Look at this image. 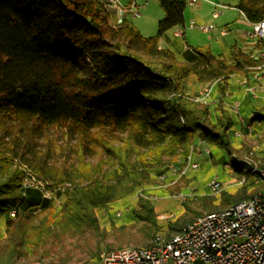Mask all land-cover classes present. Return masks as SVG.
Here are the masks:
<instances>
[{"label": "trees", "instance_id": "16d2710c", "mask_svg": "<svg viewBox=\"0 0 264 264\" xmlns=\"http://www.w3.org/2000/svg\"><path fill=\"white\" fill-rule=\"evenodd\" d=\"M157 1L163 15L156 32L143 35L128 16L111 20L100 0H0V264L39 250L57 227H97L95 209L108 208L119 193L136 192L170 170L164 157L179 173L194 136L230 155L228 130L236 121L231 110L222 102L211 107L194 100L185 92V79L217 80L221 86L258 60L235 44L228 59L194 47L193 58L177 60L171 49L159 47L158 38L183 24L187 1ZM234 6L249 22L264 19V0H235ZM255 47L264 48V36ZM246 116L262 124L264 107ZM53 127L69 139L61 159H55V139L48 138ZM94 156L95 162L87 161ZM229 160L224 163L232 171L249 167L238 157ZM14 162L29 165L47 187L59 186L55 194L46 198L22 188ZM242 172L261 180L264 170ZM262 185L223 192L221 204L250 197ZM141 203L153 240L160 232L168 238L195 218L177 217L161 227L152 207ZM200 205L212 210L208 197Z\"/></svg>", "mask_w": 264, "mask_h": 264}, {"label": "rangeland", "instance_id": "374dc122", "mask_svg": "<svg viewBox=\"0 0 264 264\" xmlns=\"http://www.w3.org/2000/svg\"><path fill=\"white\" fill-rule=\"evenodd\" d=\"M118 1L126 5L131 0ZM134 1L140 5L139 13L136 15L127 13V16L143 35L154 34L157 20L163 15L158 1ZM197 1L200 4L198 7L194 5L196 1L190 5L186 4L184 9L186 22L184 26L180 27L178 35L173 34L174 27L165 30V35L171 41L169 48L179 61L184 60L179 57L183 52L192 56L194 47L207 48L213 54H219L228 59L231 46L239 44L237 33L250 32L251 24L241 19V14L234 7L233 0ZM213 2H228L229 7L216 9ZM109 10H111V20L119 19L112 9L109 8ZM215 10H219V14L214 18L212 12ZM202 26L209 28L201 29ZM225 26L229 31L222 34L220 30ZM182 30L184 33H181ZM250 53L256 56L258 64L250 67L248 73L239 71L231 74L227 80H223L221 86L215 81L209 97L202 101L211 107L222 102L231 110L236 121L228 130L231 140L230 155L244 160L249 167L242 165L236 167L240 171H232L229 166L231 164L230 155H227L222 148L212 145L210 147L206 141L194 136L189 143L186 158L191 154V151H198V155L192 154V159L196 160L198 164L196 169L186 170V175L183 177L178 176L175 168L174 170L167 169L162 173L163 178L159 177L161 174H157L152 181L144 184L142 189L124 196L119 193L108 208L95 209L97 227L89 223L77 227L76 230L57 227L52 230L47 238L48 242L43 247L35 252L27 250L26 255L17 257L15 264H94L99 253L103 250L130 246L145 247L146 244L153 241V238L147 236L148 228L152 225L149 220L141 217L145 212L141 202L152 207V217L156 223L163 227L177 217L185 219L208 212L200 205V200L203 197H208L212 210L219 209L227 205L226 203L221 204L223 192L231 194L242 184H246L247 189L262 185L259 178L257 180H254L255 178L252 176L247 178L248 174L242 172L248 168L250 172L255 168L264 170V123L258 124L256 121L249 123L246 116L252 108L264 107V48L254 46ZM243 80H245L244 84ZM201 81L191 75L185 79V92L191 94L193 99L199 96V91L210 80ZM250 88H254V90ZM235 101L238 102L237 109H235L237 105ZM50 131L48 138L56 141L55 159L59 155H61V159L62 156H65L66 150L60 151L69 146V139L64 134V130L58 127H53ZM207 148L209 153L205 152ZM97 158L98 156H94L86 159L93 163ZM163 160L166 164L168 163V167L171 166L170 157H164ZM186 161H181L180 169L185 166ZM224 162H228V166H225ZM14 166L20 170L22 178L26 176V173L34 174L32 169H29V165H25V163L14 162L12 167ZM35 177L37 176L35 175ZM213 179L219 182L217 190L210 188V182ZM251 180H253V184L249 183ZM22 188H34L35 192L39 191L33 186L22 185ZM54 202L57 203V200ZM197 211H202V213L195 214ZM160 234L161 232L158 235L163 236ZM200 263L197 261L192 264Z\"/></svg>", "mask_w": 264, "mask_h": 264}, {"label": "built area", "instance_id": "2783aa9c", "mask_svg": "<svg viewBox=\"0 0 264 264\" xmlns=\"http://www.w3.org/2000/svg\"><path fill=\"white\" fill-rule=\"evenodd\" d=\"M186 1L193 4L196 0ZM213 5L216 8V2H213ZM136 14L138 10L131 15ZM218 14L219 10H215L212 17H217ZM222 31L229 29L224 27ZM248 35L260 38L261 30ZM212 182L213 180L210 184ZM22 185H36L43 197L46 194L47 187L43 184H27L22 180ZM261 238H264V196L247 204L235 205L226 218L211 216L196 227H190L189 234L179 238L175 246L151 250L150 254H119L109 258V264H192L197 261H200V264H264V246H260ZM96 264H102V257L97 259Z\"/></svg>", "mask_w": 264, "mask_h": 264}, {"label": "bare ground", "instance_id": "6f19581e", "mask_svg": "<svg viewBox=\"0 0 264 264\" xmlns=\"http://www.w3.org/2000/svg\"><path fill=\"white\" fill-rule=\"evenodd\" d=\"M100 1L104 4L105 7H107L108 9L109 8L112 9L119 16H122L125 12L130 13V14H135L137 10L139 13L140 6H138V4L135 1H130L126 5L121 4L118 0H100ZM227 7H229L228 4L216 2V9L217 8L225 9ZM240 14H241L242 19L249 22L247 20V18L245 17L244 13H240ZM249 23L251 24L252 30L248 33H257V32H259V30H261L260 38L264 36V19L257 21V22H253V23L249 22ZM220 32L222 34H225L228 31H222V29H221ZM255 77H256V75H255ZM215 81H217V80H210L208 83H206V85L203 86L202 89L199 91V96H197V98H194V99L198 100V101H205L209 97V94L212 90V87H213ZM244 82H245V80L242 81L243 84H244ZM251 90H254V88H252ZM235 102L237 103V105L235 106L236 107L235 109H237L238 108V102L237 101H235ZM205 152H206V149H205ZM208 152H209V150L207 148V153ZM194 153L198 155V151H195V152L191 151V154H189L186 158L187 161H186L185 166L178 173V176H180L186 170L197 168V166H198L197 161L192 159V154H194ZM224 165L228 166L227 163H225ZM170 169L174 170V167L170 166ZM261 175H262L261 181L263 182V187L261 190H259L258 192H256L252 196L247 197V198L242 199V200H239L237 202L231 203V204H229V205H227L221 209L211 210V211L205 212L199 216H196L191 221H189L180 231L171 234L168 238L156 236L153 240V243L149 246H145V247H133V246L131 247L130 246V247H120V248L111 249V250H103L99 253L98 258L102 257V264H109V258L119 256V254L121 256H128V255H133V254L134 255L150 254L151 250L168 249L169 246H175L179 242V238H183V237H185L186 234H189L190 227H196L198 223L205 221V220H208V218H210L211 216L213 218H226L229 216V213L235 207V205L247 204L250 201H253V199L262 198L264 196V173L261 172ZM159 177L163 178L164 175L161 174V175H159ZM22 180H24V183H27V184H43L47 187L46 183L42 179L35 177V175L31 174V173H26V176H24V178H22ZM22 180H21V184H22ZM28 186L36 187V185H27V187ZM218 186H219L218 180L213 179V182L210 184V188L212 190H217ZM58 188H59V186H55L52 188L47 187L46 194L44 197L49 198V197L53 196V193ZM11 214H13V210L11 211ZM260 246H264V238L260 239ZM96 262L94 264H96Z\"/></svg>", "mask_w": 264, "mask_h": 264}, {"label": "crops", "instance_id": "0c3cea01", "mask_svg": "<svg viewBox=\"0 0 264 264\" xmlns=\"http://www.w3.org/2000/svg\"><path fill=\"white\" fill-rule=\"evenodd\" d=\"M234 4H235V0H233ZM188 4V3H187ZM213 4V3H212ZM225 4H228L225 3ZM190 5V4H189ZM197 7L200 5L198 3V1L196 0V3L194 4ZM231 6V5H230ZM143 7V6H142ZM235 7V6H234ZM116 16L119 17V19L121 17L127 16V12H125L122 16H119L118 14L115 13V11L113 12ZM161 16V15H160ZM184 16V21L183 24L181 26L185 25L186 22V18H185V13H183ZM159 18V17H158ZM242 19V18H241ZM244 20V19H243ZM246 21V20H245ZM247 22V21H246ZM249 24V22H247ZM181 26H175L174 30H173V34L174 35H178L179 31H180V27ZM227 27V26H225ZM166 31H164L158 38V45L159 47H164V48H169L171 41L167 38V36L165 35ZM181 33H184V30L181 31ZM237 37H238V41H239V47L241 49H243L244 51L250 52V50L252 48H254L255 43H256V38H253L251 36L248 35L247 31L241 32V33H237ZM170 49V48H169ZM194 54L192 56H189L188 54L186 55L184 52L181 53L179 55L180 59H188V58H193Z\"/></svg>", "mask_w": 264, "mask_h": 264}]
</instances>
